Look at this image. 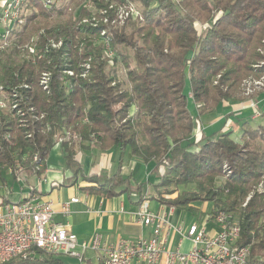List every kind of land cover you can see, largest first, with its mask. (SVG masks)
I'll return each mask as SVG.
<instances>
[{"label": "trees", "instance_id": "trees-1", "mask_svg": "<svg viewBox=\"0 0 264 264\" xmlns=\"http://www.w3.org/2000/svg\"><path fill=\"white\" fill-rule=\"evenodd\" d=\"M46 1L25 0L30 12L21 11L22 26L10 28L6 40L0 32V93L18 103L0 110V178L5 168L42 175L59 144L72 172L62 185L83 176V191L113 197L130 189V177L85 175L75 155L91 146L118 147L123 158L128 150L163 169L151 194L160 205L194 213L195 202H212L211 215L225 212L238 221L249 263L264 264V183L257 187L264 182V125L239 118L241 134L234 137L223 130L224 120L193 136L202 115L237 99L243 81L264 73L254 68L264 48V0H71L72 8ZM131 3L144 8L142 19L121 28L85 21L93 11L112 15L115 5ZM119 59L127 89L115 67ZM84 65L90 67L82 76ZM189 98L199 105L197 126ZM0 264L66 263L41 253L34 261Z\"/></svg>", "mask_w": 264, "mask_h": 264}, {"label": "built area", "instance_id": "built-area-1", "mask_svg": "<svg viewBox=\"0 0 264 264\" xmlns=\"http://www.w3.org/2000/svg\"><path fill=\"white\" fill-rule=\"evenodd\" d=\"M24 1L5 0L0 16L3 38L7 39L5 36L10 28L22 23ZM117 15V20L124 22L129 18H139L140 12L133 5L120 6ZM109 46L106 41L107 55L112 56ZM244 88L246 96L264 89V76L246 79ZM4 105L0 101V108ZM253 107L254 118L260 117L257 104H253ZM79 201V198L73 197L69 201L55 203L41 193L32 191L18 202L0 203V263L34 261L41 253L76 257L83 262L85 253L93 250L101 252L103 264H250L251 249L249 246H239L241 227L232 214L219 212L208 216L201 225L172 226L167 211L164 208L158 213L151 211L149 201L145 199L139 205L136 216L141 225L152 227L149 236L120 238L114 243H104L101 234L95 232L90 239L80 242L69 224L54 220L57 204L61 205L65 215H69L71 204ZM210 220L214 221L213 230L207 228ZM172 229L191 240L190 251L184 252L180 247L168 248Z\"/></svg>", "mask_w": 264, "mask_h": 264}, {"label": "crops", "instance_id": "crops-1", "mask_svg": "<svg viewBox=\"0 0 264 264\" xmlns=\"http://www.w3.org/2000/svg\"><path fill=\"white\" fill-rule=\"evenodd\" d=\"M4 2L5 0L0 1V3ZM254 102L260 107L259 111L264 112V91L258 92V95L253 100L237 98L230 102L221 103L216 110L199 118V127H196L193 136L197 135V130H199L197 133L200 134L202 131L219 126L224 120H227V123L223 130L230 129L236 132L240 126L239 118H250L254 121V107L252 105ZM226 115H230L229 119L225 117ZM262 116L261 113V119L258 120V123L264 125ZM85 144L87 145L88 143ZM55 149L57 151L60 150L59 155L65 158L64 150L59 144L52 149V152ZM121 155L118 147L101 150L96 146L80 150L75 155V158L81 163L83 174L85 175H112L118 172L124 178L130 177V189L120 195L105 197L83 191L81 189L82 186L87 185L83 176H79L77 181L72 180L62 185L65 179L72 176V172L65 164H59L57 167H52L56 168V172H51L49 166H47L44 173L39 176L43 177L44 185H41V180L38 183L34 181V176L28 175L25 170L14 174L10 168H5L2 171L3 179L0 178V203L18 202L33 190L41 193L45 198L53 200L55 203L66 202L73 197H77L80 201L71 204L69 215H65L61 205L57 204L54 220L59 223L69 224L80 242L90 239L95 232L101 234L104 243H114L120 238L149 236L152 233V227L141 225L136 216L139 202L142 198H148L150 206L153 199L156 211L164 208L172 226L186 224L181 223L180 220L181 208L160 205L156 199L151 197V194L155 193L154 188L160 181L163 169H156L153 161L146 163L141 159L132 157L128 150L123 153V158ZM7 169H9V173L5 175L4 172ZM48 174H50L49 178L47 177ZM138 186H140L141 190H134ZM170 188H175V186L173 185ZM214 227L208 228V230H213ZM179 247L184 252L190 251L192 242L189 238L183 237L172 229L168 248L177 249ZM88 252L94 258L89 256L86 258ZM63 259L65 261L64 257ZM85 259L91 264H103L102 254L99 251L88 250L85 253ZM93 261L96 263H93Z\"/></svg>", "mask_w": 264, "mask_h": 264}, {"label": "rangeland", "instance_id": "rangeland-1", "mask_svg": "<svg viewBox=\"0 0 264 264\" xmlns=\"http://www.w3.org/2000/svg\"><path fill=\"white\" fill-rule=\"evenodd\" d=\"M0 1H2V0H0ZM53 1H56L59 5H66V4L69 5L70 4L69 5V8H72L74 6V3H72L71 0H53ZM130 5H133L135 8H137L139 10L140 15L138 17L140 19H142L141 17L143 16L144 8L142 6H140L139 3H131L129 5H115L114 6V10L115 11H113V14L112 15H110L107 12V10H102L99 13L93 11L92 12V15L90 17H88L85 21H87L89 23H93L94 25H101L102 24L103 26H106V27L109 26L108 28H111V27H114V26L115 27H118V28H121L123 25L126 24V22H128L127 20H137V19H139L137 17H135V18H129V19L125 20L124 22L120 21L119 19L117 20V18H118V15H117L118 8L120 6H130ZM22 12L25 15V14H29L30 10L28 8L24 9L22 7ZM114 20H117V21L114 23L113 22ZM23 22L24 21H22L21 26H22ZM2 31H3V29L0 28V32H2ZM104 33H105V29L102 31V34H104ZM5 37L11 38V35H9V33H8L7 36H5ZM9 38H8L7 43L5 42L6 45H8V44L11 43V41H10ZM5 39L6 38H3V40H5ZM52 42H54V41H52ZM59 44H62V41H59L58 42V44H57L58 47H59ZM109 48H110V46H109ZM30 51H32V49H30ZM111 51L112 50L110 48V52ZM125 52H127L129 55L132 56V50L131 49L126 48L125 49ZM259 53L261 55V59H260V61L257 64L254 65V68L256 70H259V69H263L264 68V48H262V50H260ZM112 57L113 56H110L109 58H112ZM89 67H90L89 65L82 66V69H81L82 76H85L87 74ZM113 67H114V63L113 64L111 63L109 65V68L111 69ZM115 67L117 68V73H118L119 81L122 84V88L123 89L129 88L130 87V83L128 81L127 72L125 70L124 65L121 62V59L118 60V64H115ZM66 73L68 75H74L75 71L74 70H67ZM262 76H264V73L261 74V75H259V76H252V77L253 78H256V79H259ZM249 78H251V77H249ZM244 82L245 81H243V83H242L241 94L238 97L239 99H242V100H244V99L253 100L258 95V92L264 91V89L255 90V92L251 96H246L245 95ZM186 90L188 91V93L190 92V83L189 82H187ZM8 96L9 95H7V96L5 95V92L0 93V101L1 102H4V104H5L4 107H1L0 108V110H2L3 112L5 111V113H8L7 111H9L10 108H11V110H14V109H16L18 107V103L17 104H14L13 106L11 105L12 103H11L10 99L8 98ZM189 96H191V95L189 94ZM254 103H256V102H254ZM188 108H189V111H190L191 115L194 117V119H195V125L197 126V120H198V115H199V106L194 102V100L192 98H189V100H188ZM257 108H258V110L260 109V107H258V106H257ZM261 113L263 115L262 116V119L264 121V112H261ZM260 117H258L256 119L253 118L254 124H259L260 125V123H258L259 122L258 120L261 119ZM198 127H199V124H198ZM197 131H199V130H197ZM197 131H196V134L198 135ZM240 134H241L240 128L237 129L236 132H233V136L235 135L236 137H238ZM67 137H68V134H66L65 136L59 138V142L61 140H64V138H67ZM59 153H60V150L57 151V149H55L49 155V158H48V160L46 162V165L49 166V169L51 170V172H56V168H52V167H57L59 164H63V165L65 164V166H66V163H65L66 160H65V158L61 157L59 155ZM8 173H9V169L5 170L4 174L7 175ZM31 176H34V178H33L34 181H36L38 183L39 180H41V182H42L41 185H44V183H43V177H39V175H37V174L31 175ZM47 177L49 178L50 177V174H48ZM261 182L259 183V185H257V187H260ZM256 189H257V191H261L260 190L261 188H256ZM252 194H253V192H251L247 196L244 204L246 202H248L247 199L248 198H251ZM194 205L197 207V210L194 213H192L191 211H189L187 208H181V212H182L181 217H180L181 223H186V224L197 223V224L201 225L204 222H206V219H207L208 216H211V211H212V208H213L212 202L201 200V201L195 202ZM150 209L152 211H154L155 213H158V211H156L157 209H155V201L153 199H152V204L150 206ZM207 224H208L207 225V228L214 227V221L213 220H210L209 222H207ZM88 256L91 257V258H94L93 256H91V253L90 252L87 253L86 258H88ZM63 257L65 258V263L66 264H91V263H88L86 261V259L83 262H81L79 260V258H76V257H71V256H63ZM93 263H96V262L93 261Z\"/></svg>", "mask_w": 264, "mask_h": 264}]
</instances>
